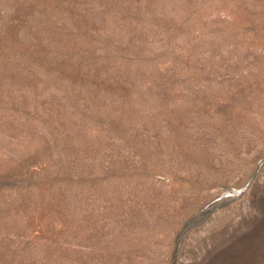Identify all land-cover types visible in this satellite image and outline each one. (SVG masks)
Masks as SVG:
<instances>
[{
	"label": "rangeland",
	"instance_id": "rangeland-1",
	"mask_svg": "<svg viewBox=\"0 0 264 264\" xmlns=\"http://www.w3.org/2000/svg\"><path fill=\"white\" fill-rule=\"evenodd\" d=\"M0 264H264V0H0Z\"/></svg>",
	"mask_w": 264,
	"mask_h": 264
}]
</instances>
